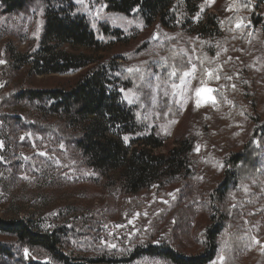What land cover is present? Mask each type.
<instances>
[{
  "label": "rangeland",
  "instance_id": "374dc122",
  "mask_svg": "<svg viewBox=\"0 0 264 264\" xmlns=\"http://www.w3.org/2000/svg\"><path fill=\"white\" fill-rule=\"evenodd\" d=\"M74 1L93 28L108 25L120 31L121 39L109 41L101 51L56 41L54 45L95 59L120 57L128 71L141 75L149 98L142 99L134 87L120 88L123 101L135 106L147 132L163 137L161 150L183 136L192 139L197 156L196 167L190 171L194 174L190 180L180 176L130 194L116 173L89 168L74 155L72 146L0 120V140L8 132L16 142L9 147L0 142V218H28L40 231L60 230L67 238V254L102 260L96 264H173L144 250L158 246L171 248L178 256L197 257L213 245L215 255L206 264H264V179L247 182L224 198L212 192L228 169L227 150L241 151L256 128L253 118L264 120V0L253 14L259 23L254 17L244 18L231 34L217 36L200 55L193 36L179 27L165 29L156 21L145 26L136 17L106 13L88 0ZM238 1L203 0L200 13L227 18ZM42 10L32 5L21 12L0 13L1 92L68 87L79 74L34 75L13 61L39 52ZM191 20L197 21V16ZM233 35L236 45L227 47L225 42ZM167 48L170 56L165 59ZM184 72L190 75L184 77ZM236 84L241 85V93L232 98L229 87ZM197 88L202 89L199 96ZM162 98H168L172 107L160 115L157 108ZM2 111L33 117L32 110L21 103L4 104ZM121 138L129 145L131 136ZM259 147L264 170V144ZM234 238L244 245L240 252L231 247ZM9 240L0 234V242Z\"/></svg>",
  "mask_w": 264,
  "mask_h": 264
},
{
  "label": "trees",
  "instance_id": "16d2710c",
  "mask_svg": "<svg viewBox=\"0 0 264 264\" xmlns=\"http://www.w3.org/2000/svg\"><path fill=\"white\" fill-rule=\"evenodd\" d=\"M88 2L101 5L106 13L136 17L145 26L156 21L165 29L179 27L193 36V46L200 55L213 45L217 36L231 34L236 24L244 18L254 17V21L259 23V17L254 13L263 0H240L227 18H220L214 13H200L203 0ZM256 3L258 6L249 8ZM32 5L43 9L39 52L25 60H13L12 53L7 52L9 59L20 66H27L34 75L76 71L79 74L68 87L20 89L16 92H1L0 89V107L4 104L15 107L21 103L33 112L31 118H20L2 111L0 120L9 125L16 124L18 128L49 134L72 146L74 155L89 168L104 174L116 173L121 187L130 194L180 176L190 180L194 174L190 171L196 167L194 161H197L192 139L183 136L169 149L161 150L164 147L163 137L153 130L147 132L146 124L135 106L122 99L120 88L134 87L139 96L147 100L150 90L145 79L128 71L120 57L95 59L58 49L53 43H69L101 51L109 41L121 39L120 31L105 24L93 28L91 20L78 9L74 0H0V13L21 12ZM195 16L197 21L191 20ZM236 38V35L230 36L225 42L226 46H235ZM168 48L163 50L165 59L170 56ZM229 89L232 98L239 97L240 84ZM246 94L251 97L248 92ZM169 101L168 98L159 100L157 110L160 115L172 107ZM253 119L256 128L251 131L241 151L227 150L224 159L228 169L224 170L220 182L212 191L218 197L224 198L229 191L247 182L257 184L264 179L259 147V144H264V120L259 122L258 117ZM10 135L7 132L0 140L5 147L16 143L10 140ZM122 135L131 136L127 142L129 145L122 140ZM208 137L210 139L212 136ZM217 233L218 230L211 237ZM0 234L11 239L0 242V264H4V259L8 261L7 264H96L102 261L67 254L64 250L67 240L65 233L60 230L40 231L28 218H0ZM231 247L236 252L244 249L237 238L231 240ZM23 249L28 250L27 255ZM144 253L173 264H206L213 259L215 246H210L197 257L178 256L173 249L158 246H151Z\"/></svg>",
  "mask_w": 264,
  "mask_h": 264
},
{
  "label": "snow or ice",
  "instance_id": "6c2138e0",
  "mask_svg": "<svg viewBox=\"0 0 264 264\" xmlns=\"http://www.w3.org/2000/svg\"><path fill=\"white\" fill-rule=\"evenodd\" d=\"M201 7H203V6H201ZM237 26L239 27L240 25L238 24ZM0 63H4V61H0ZM193 68H195V66H193ZM171 75H175V72L171 73ZM189 75H190L189 72H184V74H183L184 77H188ZM182 83H183V78H182ZM174 87H175V85H174ZM201 91H202V89H200V88L196 89L197 96L200 95ZM206 91L211 92V91H213V89H207ZM197 104H199V100H197ZM124 139L127 140L128 138L125 137ZM198 149H199V146H197V150ZM220 166L222 167L223 165L221 164ZM257 243H259V241H257ZM25 254L26 255L28 254V250L27 249H25ZM220 259L223 260V257H220Z\"/></svg>",
  "mask_w": 264,
  "mask_h": 264
}]
</instances>
